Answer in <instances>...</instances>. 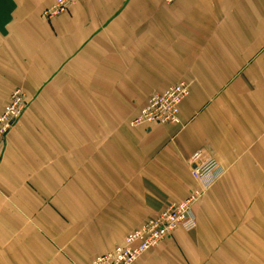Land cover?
Returning a JSON list of instances; mask_svg holds the SVG:
<instances>
[{"label": "crops", "instance_id": "crops-1", "mask_svg": "<svg viewBox=\"0 0 264 264\" xmlns=\"http://www.w3.org/2000/svg\"><path fill=\"white\" fill-rule=\"evenodd\" d=\"M0 0V264H92L196 189L198 228L135 264H264V0ZM186 82L179 125L134 127ZM197 152L223 176L204 189ZM195 167V166H193ZM192 167V168H193Z\"/></svg>", "mask_w": 264, "mask_h": 264}, {"label": "built area", "instance_id": "built-area-1", "mask_svg": "<svg viewBox=\"0 0 264 264\" xmlns=\"http://www.w3.org/2000/svg\"><path fill=\"white\" fill-rule=\"evenodd\" d=\"M82 0H56L55 5L44 12L47 19L66 13L74 4ZM165 4H174L177 0H163ZM190 94L189 84L180 82L165 92L152 95L131 123L134 127L149 125H179L180 109ZM30 101L21 89H16L8 105L0 114V162L2 150L8 135L24 116ZM191 175L204 189L223 176V168L214 157L206 158L203 152H197L189 160ZM195 166V167H193ZM193 167V168H192ZM204 195V190H193L189 196L169 204L162 212L149 218L139 228L125 237L123 244L96 257L92 264H135L149 251L157 248L178 229L193 232L198 228V219L194 206Z\"/></svg>", "mask_w": 264, "mask_h": 264}]
</instances>
